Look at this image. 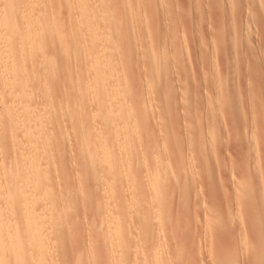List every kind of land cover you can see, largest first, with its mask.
<instances>
[{
  "label": "rangeland",
  "instance_id": "obj_1",
  "mask_svg": "<svg viewBox=\"0 0 264 264\" xmlns=\"http://www.w3.org/2000/svg\"><path fill=\"white\" fill-rule=\"evenodd\" d=\"M45 1L43 3V0L41 2H37L36 0L37 6H39L38 4H40L42 8V10L39 13H37V11L35 12V9L37 10L39 8L40 10V7H37V8L35 7V1L32 2V5H31V7L32 6L34 7V9L32 7L33 10L30 7L28 8L29 3L28 4L26 3L29 11L32 10L34 11V14L35 13L37 15L40 14L38 17L41 20V22H43L44 20V19H41L42 18L41 15L43 14H44L43 15L44 18L46 17L47 20H50V22H48L49 24L44 22L49 25L48 26L49 28L45 27L44 26L45 24H43L42 28H44V30H46L47 28L50 30L51 27H53L56 23L57 24L55 25V28L58 27L60 23L62 24L64 21L67 20L68 21L67 29L69 28L70 30V27L75 23L77 18L75 14L73 15L74 10L71 11L70 8H67L68 1H66V3H65V0H60V1L55 0L56 2L54 0H45ZM90 1H91L90 2L91 9L94 6L98 10V12L101 13L100 15H102V12H103V15H106L105 17H108V15L110 14L109 15L110 18H108L107 21L111 24L108 27L109 28L111 27L110 29V32L112 34L111 37L114 39H111L110 37H108L110 36L109 31L107 33L108 36L107 35L106 36L112 41H114L112 42L111 40L107 38L110 43H113L112 44L113 47L116 45L115 48L117 49L113 48L110 43H109V47L111 46L110 48L114 49L116 52L114 50L113 52L110 48L109 49L111 51L109 52L108 47L107 48L105 46L104 47L108 49L107 52L111 53L112 59L116 57L114 59L115 61L114 60L112 61L111 58L109 57L110 58L109 61H112L110 62L111 65H113L112 63L117 62V64L115 63L114 65L118 67L116 66L115 67L112 66V67L117 69V72H118L117 77L119 81H121L120 83L123 84L122 80L127 78L128 80L125 79L127 80V83H125L126 82L125 81L123 85L127 84L126 87L127 86L130 87V88L129 87L124 88L125 86L123 87L120 84L121 88L123 87V89L125 90V91L122 90V93L124 92L123 96L126 94L125 96L127 97L126 98L125 96L124 97L122 96V99L126 98L125 100H122L123 102H125V104L123 103L125 107L122 108V110L119 109L111 113V116H114V115H118V113L121 112L120 114L121 116L119 115L118 116L123 117L122 119L125 118L124 122L127 120L126 122H128V125L126 127L129 126L128 130H130L128 131L127 129H125L127 131L122 132L123 135L127 134V137H130L128 138L130 141L129 142L130 145L128 144L126 145L129 147L128 148L129 151L123 152L122 150L123 148L120 149V151L122 150V153L119 152V154L121 153V158H120V155H118V158L120 159L116 158L118 160L116 162H119L120 163L119 165H125V166L129 165V167L131 164L132 167H130V169L132 168L131 169L132 172L131 173L129 172L130 173L129 175L125 174L124 176H126V178L122 177L118 182H119V185L121 184L120 186L124 187L126 185L125 187H127V185L133 184V182L131 181L135 180L136 182L137 179L139 180L140 174H143V176H141L140 182H138L139 187L136 189L137 192L134 191L132 192V194H130L131 192L128 193L130 200H128V196H127L128 194L125 191L122 193L124 197L118 196L117 198L119 201L121 200V203L118 202V200L117 202L116 201L114 202L115 205L112 203V201L109 202L111 197L108 199V196H110L109 194L110 192L107 190H109L108 187L109 188L111 187L110 184L108 185V183H111V182L104 180V181H107L106 182L107 184L104 190L103 188L104 186L102 185L103 183L101 182V177H102V181L104 177L101 175L99 177V175L97 176L95 173L92 172L94 171L93 163H95L96 160L91 161L92 159H89V158H90V153L92 152L93 149L97 148L96 147L97 145L99 144L101 145V143L104 141H106L107 144H111L113 141H115L114 142V145H115L117 140L111 139L109 140L110 141L109 143L108 139L106 138L107 137L106 135H104L106 136L105 138L103 136L101 137L98 136V134L101 135L100 134L101 128L97 124L99 123V121L101 122L102 120H104V118L106 119V117H108L107 116L108 114L102 113L99 110H98L99 112L95 110V106H93L94 105L93 99H91L92 97L90 96V93L87 94L86 92V94L90 96L89 102L82 99V97L81 99L79 97L82 94L81 91H84L83 89L84 87H81L79 85L80 84L82 85V83H84L83 85H85L87 83L86 86H88V89L90 90L92 89V85H91L92 83H90V81L94 80L92 75H91L92 77H89L91 71L88 69L87 67L88 65L86 64V61L85 62L83 61V62L87 66L82 62V59H83L82 54H81L82 52H80V49H79L81 45L80 47H77L80 43L81 44L84 43L85 37H82V41L80 39L81 42L79 41L78 45L74 43L76 46L74 48H73V43L70 42L72 43V45L70 44L71 46L70 45L69 46L72 47V50L74 49V51H77L76 52L77 57L75 59L76 55L73 54L69 62H64L62 58L63 57L62 54L63 53L65 54V51L63 52V50L61 49L63 47L61 45L62 43L57 39L55 33H54V36H52L53 33H49V32H52V29L51 31L46 30L45 31L46 34L43 33L42 35L41 31L44 32V30H42L40 27L38 30H40V36L42 40H40V38L39 40H40V44L42 42V45L44 48L43 47L41 48L44 50L41 51L40 54L38 53L39 57L37 53H36L37 55L36 57L35 55L33 56L36 59L34 60L29 59L31 61L27 60L28 62L24 63V65H27L26 66L27 69H30L29 72L26 70L25 71L26 73L28 72V74L29 73L33 74V72L35 71L34 74H37L36 76L28 75V78L29 76L30 78L32 77L31 79H29L30 81L24 78L25 79L24 82L28 81L31 88H34L35 86H37L35 87L36 90L31 89V88L26 90L27 94L31 93L32 95L33 94L35 95L33 96L30 95L29 97V94H28V100L25 99L24 101L23 100L24 98L21 100H18V98H22L19 96V91H18V94H17L18 96L16 95L18 98L17 99L13 98V95L14 97H16L15 96L16 93L15 91L12 92L11 90L9 94L10 88L8 87L9 85L7 86L8 80H3L2 75H1L2 69L0 68L1 69L0 70V75H1L0 76V82H1L0 83L1 85L0 86V95H1L0 98L2 97L3 99V100L0 99L1 100L0 101V153H1L0 154V162H1L0 163V194L2 195V196L0 195V201L1 200L3 201L6 195L4 194V192H6L5 189L7 187V182H5L7 179V177H5L6 176L5 170H7L8 168L7 165H10L8 163H10V160H12L13 157H15L16 155V157L13 159L14 162L12 163L17 164L15 163V161L19 160L20 158L19 153L25 154L24 157L26 156V153H28L26 152V150H23V148L26 147L25 144L27 141V136H24V134L21 132L19 128H18V131H14V129L12 128L14 131L13 133L15 132L18 133V134L16 133L17 140H15L16 138H14V136L16 135L13 134L12 132L11 133L14 136L12 135L8 136L9 134L7 133H9V129L11 130V127L9 125L7 127V124L2 122L5 119L4 118L5 112L3 113V110L5 108L4 106H7V105L9 106V104L10 105L12 104L14 105L15 108H17L20 103L22 104L23 101L24 102L31 101L30 103L36 106L35 108L39 110L40 115L41 113H43L41 115V121H44L45 124H44V127L43 125L42 127L47 133L45 134V132L42 130L44 132L43 134L45 135L43 138L44 140L48 138L47 139L48 144L47 143L43 144V146L40 148L41 150L42 148L43 150L48 149L47 150L48 153L47 155H45L47 157L46 158L47 160L46 161L44 160L45 161L43 163L44 165L43 164L40 165L42 168L38 166V169L36 172L38 173V171L45 169L44 172L47 175V178H46L47 181L44 180L45 181L44 184L43 183L41 184L43 186L41 187L40 185L41 188L40 187L38 188L43 190V192L41 193L43 194L42 199L47 200L46 197H49L47 201H49L50 207L51 208L53 207L55 211H58V213L54 212L52 209H49L50 211H47V212L52 211L53 213L57 214V217L53 216L55 217L54 220L55 219L56 220L54 222L52 221V223H54L55 225L52 226L51 231L47 232L46 234L47 238H48L47 235L49 234L51 238L49 237L48 238L49 241H47L48 239L45 237L47 239L45 241L46 244H49L51 241L50 243L51 245H48V247L46 246L47 249L49 248L48 249L49 251L47 250L48 255L45 253L44 256H41L43 258H40V256L38 257L36 256V259H38V262L35 258L33 259V257H31L33 255H29V257L32 258L30 259V261H29V258L25 256L23 257L24 259L22 258L21 260L22 264H32V262H34V264L35 263L42 264L43 262L45 264H49V263L50 264H128V263L143 264V262L144 264H148V263L151 264L152 262H154L155 259L154 260L151 259L150 257L151 255H149L150 251H151V254L155 253L157 255V252H153L154 250L151 248L153 247L151 241H154L155 239L156 241L154 244H156V242L160 243V244L157 243L158 245L157 247L159 250H157V248L156 250L157 251L163 250L161 251V253L159 252L158 253L159 255L157 256L158 259L156 261L159 262V258H160L162 262V263L159 262V264H227L228 262H229L228 264H264V250H263L264 244H262L264 243L262 242L264 241V237L262 236V234H264V231H263L264 230L263 228L264 227V222H263L264 221V189H263L264 188V173H263L264 163H262V161L264 162V156L262 157V154L264 155V151H263L264 141L262 144H260L262 142L261 140L264 139L263 137L264 130L262 131L263 134L261 133V130L264 129V94L262 95L260 94V93H264V59H263L264 58V9H263L264 0H254L256 1L255 3L252 0H234L233 2H231L232 0H221V1L215 0L216 2L214 0H211V2L210 0L209 1L208 0H187V1L186 0H174V1L173 0H165V1L164 0H128V1L127 0H104V1L98 0L97 2L98 5L96 4L97 0L96 1L94 0L95 2L93 3H92L93 0H90ZM105 1L106 3H104ZM213 1H214V4L216 5L213 4ZM249 1H250V5H247L249 4ZM229 2L232 6L230 4H227ZM222 4L223 5L226 4L225 7ZM234 4H235V7H234ZM239 4H241V6L243 4L242 6L243 8L239 7L240 6ZM65 5L67 7H65ZM212 5H213V8H215L216 10L212 8ZM209 6H210V10H209ZM216 6L218 8H216ZM25 7L26 5L24 4V8ZM66 8H67V11H66ZM115 8H118V10ZM211 8L213 10H211ZM220 8L222 9L220 10ZM249 8H252L254 10L251 11L252 9L249 10ZM68 9L71 11V13H68V15L67 14L65 15V13L69 12ZM165 9L166 11H168L167 13ZM244 9H246V11ZM247 10L250 12L248 13ZM217 11H220L219 12L220 14L217 13L219 16L215 13ZM41 12L43 14H41ZM156 12H158V14H155ZM190 12H194V13H190ZM52 13H54L55 18L53 17ZM199 13H200V16L198 15ZM201 13H203L204 15ZM205 13H210V14L206 15ZM232 13L234 16L232 15ZM70 14L75 16L76 19L74 17L72 18L71 16V20L70 19L68 20V18H70L69 16ZM96 15L100 16L98 14ZM96 15L95 17H91L92 20L98 19L96 20L97 22L100 20H103L102 18L103 16L97 18ZM130 15H131V18H130ZM220 15L222 16V18L220 17ZM66 16H69V17H66ZM123 16H125V18ZM51 17H53V19H56L57 17V19L52 22L53 19H51ZM228 17L231 19H229ZM57 20L59 23L57 22ZM72 20H75V21H73L74 23H72L70 26L69 22L70 21L72 22ZM122 21H123V24H122ZM168 22H170V24ZM183 22H184V25H183ZM234 22H237L238 24ZM104 23H105V26H107L106 25L107 22L105 20H104ZM172 24L174 25V27ZM50 25L52 26L50 27ZM73 26L76 27V23ZM112 26L113 27L115 26V27L113 28ZM160 26H162L161 31H159ZM60 27L64 28V26H60ZM171 27L173 28L174 31L171 30ZM109 28L107 30H109ZM190 29L192 32L190 31ZM36 30L37 28H35V31ZM182 31L185 33H182ZM218 31H221V33ZM36 32L37 34L39 33V31H36ZM219 33L223 34V36L225 35L224 38ZM226 34H227V37H226ZM44 35L46 36L44 37ZM56 39L58 40L59 43L57 42ZM117 39H119L118 42H117ZM8 40L9 38L7 39V41ZM10 40L12 41V39ZM44 43L46 44L44 45ZM85 43L84 44L87 47L86 48L84 46L85 49L90 48L92 45V43L89 44V41H85ZM65 44L67 45L69 43L65 42ZM1 45H3V43ZM88 45L90 46L88 47ZM219 45L220 47H218ZM55 46L57 47V49L59 48V46H61L59 49L60 51L57 50ZM178 46L180 48H178ZM82 47H81V50H82ZM187 49L189 50V52ZM223 53L225 55H223ZM52 54L54 55L56 54L55 55L56 61H52L53 63L51 64L50 62L54 58V55ZM78 56H80V58ZM58 59L60 61H58ZM73 59H75V61ZM46 61H48V63H50L51 66H46L45 64ZM54 63L56 65L54 66L55 68L52 67ZM29 64L32 66H30ZM44 65H45L44 71H47L49 75L47 74V72L43 73ZM23 67L25 68V66ZM33 67H36V68L34 69ZM49 67L51 69L53 68V71H51L53 76H51V73L49 71L51 69L47 70V68ZM82 67L83 68L87 67L85 69H88V70H85V69L83 70ZM40 68L42 69L43 74H41ZM225 70L229 71V73L225 72ZM156 72L158 73V75ZM217 72H218V77L216 75ZM38 73H40L41 75ZM122 73H124L125 76ZM24 74L23 76L27 77V74L26 75ZM54 76L57 81L53 79ZM219 76L220 77L222 76L221 77L222 80ZM224 76H227V77L224 78ZM34 77L35 79H33ZM82 77L84 79H82ZM119 77L121 78V80ZM157 77H160V79ZM5 79H8V77ZM82 80H84V82ZM250 80L252 82H255V84L254 83L253 85L252 83L250 84L251 82ZM32 81L35 82L36 84L33 83ZM76 84L80 87V89L74 86ZM218 84H220V86ZM248 84L250 85V87H247L249 86ZM26 86H28L27 83H26ZM44 86H45V89H44ZM81 88L83 90H81ZM37 89L39 92H37ZM75 89H77L79 92H77V90ZM88 89L86 91H89ZM249 89L253 92L251 93ZM74 91L77 92L78 97H76V92ZM47 92H49V94H47ZM11 93L13 95L10 98ZM52 93H54L55 95L54 94L51 95ZM247 93L250 95H248ZM8 94L10 95L9 97L7 96ZM56 94H58V96ZM84 94H85V91H84ZM45 95H47V97L49 98L48 100ZM44 96L46 99L44 98ZM13 99H15V101H13ZM260 99L261 100L263 99L262 100L263 103L260 102ZM126 101H128L129 103L128 102L126 103ZM252 104L255 106H253ZM256 104H258V106H256ZM38 106H41V107L38 108ZM48 107H49V110L46 109ZM92 108H93V111L91 110ZM130 111L134 113H130ZM97 112H98V115H97ZM2 114H4L3 117H2ZM46 114H48V116ZM99 114L101 117L99 116ZM130 114L133 115V116L131 115L132 119L130 118L131 117ZM92 115L94 116L92 117ZM111 116L109 115L108 118L111 119ZM128 116L131 121L130 120L128 121L129 119ZM129 122H132L131 125ZM133 124L135 128L133 127ZM202 124L204 125V127ZM93 127H95L96 129L100 128V132L99 130H95ZM50 129H51V133H50ZM94 130L96 133L93 132ZM252 132H253V135H252ZM49 133L51 136L48 135ZM90 133H92L93 136L96 135L94 136L95 138L91 140L92 142L89 141L92 135V134L90 135ZM132 133L135 135V137ZM137 134L138 136H136ZM120 136L122 139L121 134ZM245 136L246 137L248 136L247 140L248 139L250 140V141L248 140V143L246 142L247 140ZM9 137L10 138L13 137L12 140L14 139L15 141L12 142V140L9 139ZM136 137H139V138H136ZM19 139H22L23 141ZM96 139L97 140L99 139V140L97 141ZM203 140H205V143L203 142ZM133 141H135V143ZM10 142L12 143L9 145L8 143ZM95 142L96 143L99 142V143L96 144ZM147 142H148V145H147ZM249 142L250 143L252 142V143L250 144ZM256 142L258 145L256 144ZM13 143L15 144L14 147H13ZM11 145L13 149L11 148ZM261 145H263V147ZM149 146L153 150H151ZM7 147L10 149H8ZM17 152L19 153L17 154ZM139 152H142V153H139ZM99 153H96V155H99L97 157L101 158V155ZM258 153H260L261 155ZM134 154L136 155L138 154L137 156L135 155L138 159V162L135 161L136 157L134 156ZM49 156L51 158H49ZM99 158L97 159L99 160ZM144 158L145 160H142ZM6 159L8 163L6 162ZM125 161L127 164L125 163ZM161 161L162 162L164 161V163H162ZM5 162L7 163V165ZM158 162H160L161 164ZM140 163L144 165H141ZM171 163L173 164V166H171ZM101 164H103V162H101ZM255 164H257L258 166ZM139 165L141 166V168H137V167H140ZM160 165L162 166L164 165V167L162 168L161 166L160 168ZM195 165L197 169L194 168ZM153 166L156 168H158L159 166L161 170L163 169L162 171L163 173L161 174L160 172V174L161 175L165 174L166 177L164 176V178H166L165 180L166 183L167 184L169 183V185L171 184L169 186L165 184V182H163L162 186L164 187V185H166L167 188L166 186L165 188L167 190L164 188L163 189L166 190L167 192L166 191L164 192L163 190L164 192L163 195L164 194L165 195L163 197L164 200L162 201V203H160V201H157V203L155 202L156 199L154 197L155 196L154 190L151 187L152 181L150 178L152 177H149V176H153L152 175L153 170L150 172L148 171L153 169ZM4 167H5V170L3 169ZM46 167H48V169H46ZM146 167L147 168L149 167L148 168L149 170ZM245 167H247L249 170L246 169ZM164 168H166L165 169L167 170L166 172ZM206 168H208L209 170L208 169L205 170ZM136 169H138L139 171H136ZM142 169L145 171H143ZM199 169H202V170L199 171ZM1 170H4V171H1ZM46 170L48 173L46 172ZM174 170H176V172H174ZM194 171L196 173V176H195ZM206 171H208L210 174H208ZM258 172H260L261 174ZM230 174H233V175H230ZM199 175L201 176V178H199ZM207 175H209L208 179L206 178ZM146 176L149 178H147ZM128 177H129V181H128ZM97 178L98 179L100 178V179L98 180ZM123 179L125 181H122ZM148 179L151 182V184H147L149 183ZM143 181L144 182L146 181V182L144 183ZM123 182H126L124 183L125 185H123ZM140 183L142 184V186H140L141 185ZM146 184L149 187L147 186L145 188ZM3 185H6V186H3ZM249 185L252 187L254 186L252 193H249L251 192L249 189L252 188V187L249 188ZM2 188H4V190ZM140 188H144V189L138 190ZM111 189L112 187L110 188V191ZM147 189L149 191L146 192ZM36 191L37 193H39L38 192L39 189H37ZM104 192H107V193L109 192V193L107 195V193H104ZM253 193L255 196L253 195ZM230 194L232 197L230 196ZM102 195L106 198L103 199L104 197ZM130 195H132V199ZM144 195L145 197H143ZM40 196L42 197V195ZM237 196H240V197H237ZM122 197L124 199L125 197H127V199L124 200ZM252 197H254L253 201H252ZM143 198L145 201L142 200ZM106 199L108 201H106ZM139 200H141L142 202ZM124 201L128 202L131 206L128 203H125ZM252 202H254L255 204L253 203L254 204L253 205ZM122 203L126 205L128 204V208L129 207L132 208L133 205L134 206L132 209L136 207L134 209V212L136 210L135 215H133L134 212L130 208V212L132 213L131 217H129V220L127 219L125 223H123V226L125 227V228L123 227V231L126 230L127 223L129 222L128 225L130 224L129 225L130 227L127 226L129 228H127V230L125 231L126 235L128 236L125 238L126 241L124 240V244H127L126 246L127 248H128V245L130 246L132 245L131 247L133 248L134 246L135 248V250L134 248L133 250L132 248L131 249L129 248V252H128V249H126V256H129L130 254L131 255L128 258L126 257L127 259L124 262H122V258H120L119 247H116V243H115L118 240L117 239L118 237H116L117 235H115L114 232L112 233L111 231L112 229H109L112 226L111 221L115 220L116 217L117 218L119 217V215L117 216V213L118 214L120 213L119 210L122 212L123 208L120 209L121 208L120 206L123 207ZM135 203H138L139 205ZM144 203H145L144 207L147 208L146 214L147 213L149 214V215L147 214L148 219L146 218L145 221L148 220L149 223L151 222L150 226L148 223V226H147L149 227L148 229L147 227H145L147 222L145 223V221H142L144 220L143 219L144 214L142 217H140V215H142V213L145 212L144 207L142 206V204ZM106 204L107 205L109 204V205L107 206ZM247 205L249 206V208ZM13 206H11L15 211L13 215L16 216L17 211L15 210V206L14 207ZM255 206L256 208H254ZM40 207L38 209L39 212L40 210L43 209V208L40 209ZM56 207L58 209H56ZM149 208H150V211H148ZM116 209L118 210L116 211ZM252 209L254 210V212ZM9 210L10 209H8V211ZM142 210L143 212L141 213ZM8 211L7 212L5 211L6 213H8L7 214L8 216L14 212L13 210H12L13 212L10 211V213ZM43 211L46 212V210H43ZM226 211L229 213H227ZM230 211L232 212V214ZM139 212L140 214H138ZM251 212H253L254 218L251 217L252 216ZM107 215H108V218L106 217ZM137 215H139L138 218H136ZM48 216L49 215H47L46 217L48 218ZM228 218L229 219L232 218L230 219L231 221ZM14 220H13V224L15 225L16 223L18 224L17 227H21L22 224L19 225V222L16 221L19 219H16L15 220L16 222H14ZM130 220H131V223H130ZM134 220L137 222L135 223ZM156 221L160 222L161 224L163 223V225L160 226L161 224L159 223L160 224L159 225ZM254 221H256V223ZM143 222L145 224L144 227H142ZM52 223H50L49 225H52ZM108 223L111 225H109ZM49 225L46 231L50 230L51 226ZM107 225H109V227ZM104 226H106L108 231H106L107 229ZM157 226H159L158 228L159 230H157L156 228ZM144 228L146 230H144ZM251 228H253L254 230L255 229L258 230V231L255 230L256 235L258 234L259 236L257 239L256 238L254 239V237H257V236L256 235L254 236L255 234L253 233L254 230H252ZM129 230H130V233H129ZM52 231L54 232L52 233ZM103 232H105V238H104ZM251 232L253 233V235H251L252 234ZM150 233L152 236L149 237ZM54 234L55 236H53ZM106 235L109 239H111L110 238V235H111L112 239L111 240L107 239ZM234 235L236 236L234 237ZM114 236L116 237L115 240L113 238ZM146 236L148 237L147 239H145ZM245 236H247V238ZM151 237L153 240L150 239ZM131 240H134L133 243ZM127 241H129L130 243L128 242L129 243L128 244ZM117 242H120V241L118 240ZM252 242L253 243L255 242V244H257L256 246L258 247V249L260 247L262 249L258 250V249H255L254 247V249L252 250L251 247L254 246V245L252 246ZM55 244L56 246H54ZM117 245L119 246V243ZM148 245L150 246V248ZM142 248L143 250L141 251ZM147 248H149V251ZM255 250L259 252V255H257V257L256 256L253 257ZM261 250H262V253H261ZM252 251H253V254H252ZM117 252H118V255H117ZM138 254L141 256H139ZM113 255L116 257V258L114 257V260L111 259L113 258ZM248 255L249 257H247ZM139 258L142 260H139ZM41 259L43 261H41ZM39 261L41 263H39ZM149 261H152V262H149ZM16 263H18L17 260L13 258H10L7 260V264H16Z\"/></svg>",
  "mask_w": 264,
  "mask_h": 264
},
{
  "label": "bare ground",
  "instance_id": "obj_2",
  "mask_svg": "<svg viewBox=\"0 0 264 264\" xmlns=\"http://www.w3.org/2000/svg\"><path fill=\"white\" fill-rule=\"evenodd\" d=\"M35 1V7L37 8V7H40V10H39V8L36 10L35 9V12L37 11V13H39L41 10H42V8H41V6H40V4H38L39 6H37V4H36V0H0V43L2 44L3 43V45H1L0 44V68L2 69V71H1V75H2V78H3V80H8L7 81V86L10 88V90H9V88H8V90H9V94H10V92H11V90H12V92L13 91H15V96L18 94V91H19V96L20 97H22V98H18L17 96L16 97H14V95L11 93V96L8 94L7 96L9 97L10 96V98L12 97V95H13V98H15V99H17L18 98V100H21V99H23L24 101H25V99L26 100H28V94H29V97H30V95H32L31 93H26V90L27 89H30L31 87H30V85H29V83H28V81H30L29 79H31L30 78V76H29V78H28V75H32V76H36L37 74H34L35 73V71L33 72V74H28V72H29V70L30 69H27V65H24V63H26V62H28L27 60H29V59H31V60H34V59H36L35 57L38 55V57H39V54L41 53V51H43L44 49H42L41 47H43V45H42V42H41V44H40V40H42L41 39V36H40V30H38L40 27H41V29L42 30H44V28H42L43 27V24H45L44 26L45 27H48L49 25V23L48 22H50V20H47V18L45 17H43V13L41 12V14H43V15H41L42 16V18L41 19H44L43 20V22H41V20L39 19V15L40 14H34V11H32L33 9H34V7H33V9H32V7H31V5H32V2H34ZM42 0H37V2H41ZM44 1L45 0H43V3H44ZM55 1V0H54ZM53 1V2H54ZM57 1V0H56ZM55 1V2H56ZM60 1V0H59ZM66 1H68V4H67V6L65 5V7H67V8H70V10L71 11H73V15L75 14V16H76V18H75V16H73L72 14H70L69 16H70V18H68V20L70 19L71 20V16H72V18L74 17L75 19H76V21L75 20H72V22L70 21L69 22V25L71 26V24L72 23H74L73 21H75V23H76V27H77V29H76V27L75 26H73V25H75V23L70 27V30H69V28L67 29V23H68V21L66 22V21H64L62 24L60 23V25L58 26V27H56L55 28V25L57 24H55L53 27H51L52 25H50V27H51V29H52V32H49V33H53V35L52 36H54V33H55V35H56V37H57V39L62 43L61 45L63 46L61 49L63 50V52L65 51V54L63 53V52H61V53H63L62 54V58H63V61L64 62H69V60L71 59V57H72V55L73 54H77L76 52L77 51H74V49L72 50V47H70L71 45H72V43H73V48L74 47H76L75 46V44H77L78 45V43H79V41H80V39H81V41H82V37H85L83 40H84V43H85V41H89V44L90 43H92V45H91V47L90 48H88V49H85V47H86V45L84 44V43H80L77 47H80V45H81V47L83 46H85L84 48L82 47V50H81V47L79 48L80 49V52H82L81 54H82V62L84 61H86V64L88 65H86L84 62V64L88 67V69L91 71H89L90 72V75H89V77H92L93 76V79L94 80H91L90 81V83H92L91 85H92V89H88V86H86V84L85 85H83L84 83H82V85L80 84H78L79 86H81V87H84L83 89H84V91H85V94H84V91H81V90H83L82 88H81V93L83 94H81L79 97H80V99H81V97H82V99H84L85 101H87V102H89L90 100H89V98H90V96L92 97L91 99H93V106H95V110H99V111H101L102 113H105V114H108L107 116L109 117V115L111 116V113H113V112H115V111H117V110H122V108H124L125 106H124V104H125V102H123L122 100H125V99H122V96H123V94H124V92L122 93V90L123 91H125L124 89H123V87L124 88H127V87H129V86H127L126 87V85L127 84H125V85H123L124 84V82L125 83H127V78H125V79H127V80H122L123 82V84H121L120 82L121 81H119V79H118V72H117V69H115L114 67L116 66V65H114L115 63L117 64V62H114V63H112L113 65H111V63L110 62H112L115 58H113L112 59V55H111V53H109L111 50L113 51L114 49H112V48H110L111 46L113 47V43H110L109 42V40H111V39H114V38H112L111 37V32H110V29H111V27L109 28L108 26L109 25H111L107 20H108V18H110L109 17V15H108V17H105L106 15H103V12H102V15H100L101 13L100 12H98V10L93 6L92 7V9H91V7H90V0L88 1V0H65V3H66ZM96 1V0H95ZM94 0L92 1V3L93 2H95ZM104 1V0H103ZM128 1V0H127ZM165 1V0H164ZM174 1V0H173ZM187 1V0H186ZM209 1V0H208ZM215 1V0H214ZM214 1H213V4H214ZM221 1V0H220ZM234 0H232L231 2H233ZM254 3L256 2V1H254V0H252ZM46 2V1H45ZM48 2V1H47ZM52 2V1H51ZM97 2H98V0L96 1V4H97ZM100 2V1H99ZM162 2V1H161ZM172 2V1H171ZM176 2V1H175ZM210 2H211V0H210ZM216 2V1H215ZM228 2V1H227ZM240 2V1H239ZM261 2H263V1H261ZM260 2V3H261ZM28 4V8L30 7L32 10H30L31 11V13H30V11H29V9L27 8V4ZM64 3V4H65ZM104 3H106V1L104 2ZM115 3V2H114ZM129 3V2H128ZM190 3H191V1H190ZM198 3V2H197ZM196 3V4H197ZM218 3H220V2H218ZM252 3V2H251ZM258 3V2H257ZM264 3V2H263ZM23 4V5H22ZM24 4L26 5V7L24 8ZM42 4V3H41ZM50 4V3H49ZM53 4V3H52ZM63 4V5H64ZM101 4V3H100ZM206 4V3H205ZM208 4V3H207ZM210 4H212V3H210ZM227 4H230V2L229 3H227ZM246 4V3H245ZM30 5V6H29ZM43 5V4H42ZM44 5H46V4H44ZM48 5V4H47ZM54 5V4H53ZM73 5H74V7H73ZM98 5V4H97ZM102 5V4H101ZM101 5H100V7H101ZM115 5V4H114ZM129 5V4H128ZM156 5V4H155ZM199 5H200V3H199ZM214 5H216V4H214ZM223 5V4H222ZM226 5V4H225ZM225 5H223L224 7H225ZM231 5V4H230ZM240 5V6H239ZM238 6L239 7H242L243 6V4H242V6H241V4H239ZM247 5H250V1H249V4H247ZM254 5V4H253ZM252 5V6H253ZM103 6V5H102ZM133 6V5H132ZM193 6V5H192ZM232 6V5H231ZM245 6V5H244ZM260 6V5H259ZM45 7V6H44ZM52 7V6H51ZM107 7V6H106ZM109 7V6H108ZM199 7V6H198ZM197 7V8H198ZM218 7H219V5H218ZM217 6H216V8H218ZM224 7H222V8H224ZM234 7H235V4H234ZM247 7V6H246ZM249 7V6H248ZM251 7V6H250ZM24 8V9H23ZM48 8V7H47ZM67 8H66V11H67ZM175 8V7H174ZM190 8V7H189ZM212 8H213V5H212ZM211 8V10H213V9H215V8H213L212 9ZM222 8H220V10L222 9ZM227 8H228V6H227ZM232 8V7H231ZM243 8V7H242ZM245 8V7H244ZM28 9V10H27ZM54 9V8H53ZM101 9H102V7H101ZM111 9V8H110ZM115 9H117L118 10V8H115ZM159 9V8H158ZM167 9H169V8H167ZM200 9H201V7H200ZM230 9V8H229ZM237 9V8H236ZM250 9H252V8H249V10ZM261 9V8H260ZM263 9H264V7H263ZM39 10V11H38ZM44 10V9H43ZM69 9H68V11L69 12H67V13H65V15L67 14L68 15V13H71V11H70ZM94 10H96V11H94ZM106 10V9H105ZM151 10V9H150ZM193 10V9H192ZM197 10H199V9H197ZM204 10H205V8H204ZM209 10H210V6H209ZM216 10V9H215ZM219 10V9H218ZM227 10V9H226ZM241 10H243V9H241ZM245 11H246V9H244ZM254 9H252L251 11H253ZM29 11V12H28ZM51 11V10H50ZM153 11H154V9H153ZM165 11H166V9H165ZM165 11H164V13H165ZM248 11V10H247ZM28 12V13H27ZM45 12V11H44ZM95 12V13H94ZM111 12V11H110ZM120 12V11H119ZM122 12V11H121ZM147 12V11H146ZM168 11H166V13H167ZM202 12V11H201ZM206 12V11H205ZM220 11H217V12H215L216 14L218 13V14H220L219 13ZM232 12V11H231ZM243 12V11H242ZM250 11H248V13H249ZM261 12V11H260ZM48 13H50V12H48ZM55 13V12H54ZM54 13H52V15H53V17L55 18V15H54ZM56 13H58V12H56ZM106 13H107V11H106ZM162 13V12H161ZM190 13H194V12H190ZM211 13V12H210ZM210 13H205L206 15L207 14H210ZM213 13V12H212ZM214 13V14H215ZM236 13H237V11H236ZM252 13V12H251ZM96 14H98V15H100V16H97ZM124 14V13H123ZM128 14V13H127ZM155 14H158V12H156ZM201 14H203V13H201ZM217 14V15H218ZM262 14V13H261ZM51 15V16H52ZM95 15L97 16V18L98 17H101V16H103L102 18H103V20H100V21H96V20H98V19H95V18H93V19H95V20H92V18L91 17H95ZM125 15V14H124ZM194 15V14H193ZM192 15V16H193ZM199 16H200V13L198 14ZM204 15V14H203ZM223 15V14H222ZM232 15H233V13H232ZM242 15V14H241ZM46 16V15H45ZM49 16V15H48ZM56 16H58V15H56ZM69 16H66V17H69ZM113 16V15H112ZM158 16V15H157ZM202 16V15H201ZM219 16V15H218ZM234 16V15H233ZM232 16V17H233ZM237 16H239V15H237ZM243 16V15H242ZM245 16V15H244ZM246 16H247V14H246ZM245 16V17H246ZM253 16H255V15H253ZM38 17V18H37ZM53 17H51V19H53ZM105 17V18H104ZM122 17V16H121ZM124 18H125V16H123ZM165 17V16H164ZM189 17H191V16H189ZM220 17L222 18V16L220 15ZM236 17V16H235ZM244 17V18H245ZM102 18H100V19H102ZM107 18V19H106ZM115 18V17H114ZM130 18H131V15H130ZM225 18V17H224ZM229 18V17H228ZM240 18V17H239ZM239 18H237V19H239ZM48 19H50V18H48ZM56 19H57V17H56ZM56 19H53L52 20V22L54 21V20H56ZM65 19H67V18H65ZM111 19H112V17H111ZM157 19V18H156ZM168 19V18H167ZM229 19H231V18H229ZM237 19H236V21H237ZM104 20L107 22L106 23V25L107 26H105V23H104ZM114 20V19H113ZM135 20V19H134ZM158 20V19H157ZM165 20V19H164ZM190 20V19H189ZM233 20H234V18H233ZM232 20V21H233ZM61 21V20H60ZM102 21H103V23H102ZM110 21V20H109ZM123 21H125V20H123ZM123 21H122V24H123ZM170 21V20H169ZM177 21V20H176ZM179 21V20H178ZM221 21H222V19H221ZM245 21V20H244ZM44 22H46V23H48V24H46V23H44ZM51 22V23H52ZM57 22H58V20H57ZM166 22V21H165ZM175 22V21H174ZM229 22V21H228ZM241 22V21H240ZM59 23V22H58ZM65 23H66V25H65ZM109 23V24H108ZM169 24H170V22H168ZM189 23V22H188ZM222 23V22H221ZM234 23H237V22H234ZM233 23V24H234ZM113 24V23H112ZM115 24V23H114ZM162 24V23H161ZM174 24V23H173ZM172 24V25H173ZM176 24V23H175ZM238 24V23H237ZM236 24V25H237ZM69 25H68V27H69ZM163 25V24H162ZM171 25V26H172ZM177 25V24H176ZM183 25H184V22H183ZM194 25V24H193ZM222 25V24H221ZM235 25V26H236ZM242 25V24H241ZM241 25H239V26H241ZM60 26H64V28H62V27H60ZM78 26H80V27H78ZM170 26V25H169ZM226 26V25H225ZM113 27V26H112ZM115 27V26H114ZM113 27V28H114ZM161 27L162 26H160V28H159V31H161ZM165 27V26H164ZM164 27H163V29H164ZM168 27V26H167ZM173 27H174V25H173ZM241 27H243V26H241ZM35 28H37V30L36 31H39V33L37 34V32L35 31ZM49 28V27H48ZM46 29L47 31H51V29L49 30V29ZM109 28V30H107ZM122 28H124V27H122ZM158 28H156V29H158ZM166 28V27H165ZM194 28V27H193ZM71 29H73V30H71ZM75 29V30H74ZM169 29V28H168ZM182 29V28H181ZM192 29V28H191ZM191 29H190V31H191ZM46 30H44V32H42L41 31V34L43 35V33L44 34H46ZM171 30H173V28L171 27ZM186 30V29H185ZM222 30V29H221ZM227 30H229V29H227ZM231 30V29H230ZM235 30V29H234ZM233 30V31H234ZM108 31H109V34H110V36H108L107 35V33H108ZM112 31V30H111ZM163 31H165V30H163ZM167 31V30H166ZM174 31V30H173ZM236 31V30H235ZM168 32V31H167ZM192 32V31H191ZM218 32H220L221 33V31H218ZM217 32V33H218ZM48 33V32H47ZM48 33V34H49ZM182 33H185V32H183L182 31ZM219 33V34H220ZM47 34V35H48ZM116 34H117V32H116ZM168 34V33H167ZM171 34V33H170ZM110 37L111 39H109L108 37ZM162 35V34H161ZM165 35V34H164ZM220 35H222L223 36V34H220ZM46 35H44V37H45ZM51 36V37H52ZM117 36V35H116ZM221 36V37H222ZM225 36V35H224ZM224 36H223V38H224ZM13 37V38H12ZM43 37V36H42ZM43 37V38H44ZM48 37H50V36H48ZM47 37V38H48ZM56 37H54V38H56ZM226 37H227V34H226ZM225 37V38H226ZM229 37V36H228ZM9 38V40L10 39H12V41L10 40H8L7 41V39ZM39 38H40V40H39ZM109 40H108V39ZM220 38V37H219ZM56 39V40H57ZM120 39V38H119ZM119 39H117V42H118V40ZM222 39V38H221ZM58 40H57V42H58ZM6 41H7V43H6ZM44 41V40H43ZM52 41H54V40H52ZM75 41V42H74ZM80 41V42H81ZM112 41V40H111ZM116 41V40H115ZM228 41V40H227ZM56 42V41H55ZM65 42H67V43H69V44H65ZM70 42H72V43H70ZM77 42V43H76ZM107 42V43H106ZM112 42H114V41H112ZM220 42H221V40H220ZM53 43V42H52ZM59 43V42H58ZM75 43V44H74ZM109 43L111 44V46L109 47ZM186 43V42H185ZM219 43V42H218ZM223 43V42H222ZM226 43V42H225ZM233 43V42H232ZM46 43H44V45H45ZM71 44V45H70ZM115 44V43H114ZM117 44V43H116ZM42 45V46H41ZM60 45V44H59ZM70 45V46H69ZM188 45V44H187ZM222 45V44H221ZM58 46V45H57ZM90 45H88V47H89ZM107 48L108 47V49H106L105 47ZM116 46V45H115ZM115 46L113 47V48H115ZM184 46V45H183ZM217 46V45H216ZM256 46V45H255ZM46 47V46H45ZM53 47H54V45H53ZM56 47V46H55ZM60 47L61 46H59V48L57 49V47H56V49L57 50H59L60 49ZM119 47V46H118ZM188 47V46H187ZM218 47H220V45L218 46ZM228 47V46H227ZM44 48V47H43ZM87 48V47H86ZM178 48H180L179 46H178ZM223 48H225V47H223ZM252 48H253V46H252ZM66 49V50H65ZM68 49V50H67ZM115 49H117V48H115ZM189 49V48H188ZM187 49V50H188ZM256 49V48H255ZM46 50V49H45ZM107 50L109 51V52H107ZM185 50V49H184ZM215 50H216V48H215ZM220 50H221V48H220ZM219 50V51H220ZM224 50V49H223ZM223 50H222V52H223ZM251 50V49H250ZM47 51V50H46ZM50 51H52V50H50ZM54 51H56V50H54ZM60 51V50H59ZM67 51V52H66ZM115 51V50H114ZM113 51V52H114ZM213 51V50H212ZM48 52V51H47ZM116 52V51H115ZM188 52H189V50H188ZM214 52V51H213ZM36 53H37V55H36ZM39 53V54H38ZM49 53V52H48ZM52 53V52H51ZM219 53H221V52H219ZM218 53V54H219ZM254 53V52H253ZM256 53V52H255ZM258 53V52H257ZM260 53V52H259ZM45 54H46V52H45ZM185 54H187V53H185ZM215 54V53H214ZM252 54V53H251ZM35 55V57H33ZM43 55H44V53H43ZM52 55H54V54H52ZM56 55V54H55ZM55 55H54V58H53V56H52V58L54 59H52L51 60V64L53 63L52 61H56L55 59ZM80 55V54H79ZM216 55V54H215ZM214 55V56H215ZM223 55H225L224 53H223ZM256 55V54H255ZM115 56V55H114ZM175 56H176V54H175ZM185 56V55H184ZM260 56V55H259ZM258 56V57H259ZM42 57V56H41ZM50 57V56H49ZM76 57H77V55L75 56V59H76ZM79 58H80V56H78ZM111 58V60L112 61H109L110 60V58ZM217 57V56H216ZM221 57V56H220ZM257 57V56H256ZM48 58V57H47ZM47 58H46V60H47ZM260 58V57H259ZM43 59V58H42ZM49 59V58H48ZM60 59V58H59ZM58 59V61H60ZM75 59H73L74 61H75ZM254 59V58H253ZM258 59V58H257ZM264 59V58H263ZM31 60H29V61H31ZM39 60H40V58H39ZM118 60H119V58H118ZM117 60V61H118ZM187 60H188V58H187ZM260 60V59H259ZM36 61V60H35ZM48 61H50V60H48ZM48 61H46V66H51V64L50 63H48ZM115 61V60H114ZM40 62V61H39ZM119 62H121V61H119ZM185 62V61H184ZM191 62V61H190ZM62 63V62H61ZM80 63V62H79ZM187 63V62H186ZM213 63V62H212ZM47 64H49V65H47ZM64 64V63H63ZM122 64V63H121ZM221 64V63H220ZM30 65V64H29ZM32 65H33V63H32ZM32 65H30V66H32ZM58 65V64H57ZM65 65V64H64ZM189 65V64H188ZM191 65V64H190ZM252 65V64H251ZM23 66H25V68L23 67ZM54 66H56L55 65V63H54V65L52 66V67H54ZM112 66H114V67H112ZM121 66V65H120ZM253 66V65H252ZM24 69H23V68ZM29 67V66H28ZM87 67H82L83 68V70L85 69V68H87ZM116 67H118V66H116ZM122 67V66H121ZM121 67H120V69H121ZM34 69L36 68V67H33ZM44 68H45V65H44V67H43V73L44 72H47V71H44ZM55 68V67H54ZM57 68V67H56ZM111 68H112V70H111ZM182 68H183V66H182ZM0 69V70H1ZM4 69V70H3ZM41 69V68H40ZM48 69H51L50 67L49 68H47V70ZM88 69H85V70H88ZM123 69V68H122ZM181 69V68H180ZM187 69V68H186ZM189 69V68H188ZM251 69V68H250ZM28 71L27 73L25 72V71ZM46 70V69H45ZM163 70V69H162ZM161 70V71H162ZM218 70V69H217ZM220 70V69H219ZM222 70H224V69H222ZM33 71V70H32ZM37 71V70H36ZM50 71V73H51V76H53L52 75V72L51 71H53V68L51 69V70H49ZM56 71H57V69H56ZM122 71V70H121ZM215 71H216V69H215ZM221 71V70H220ZM248 71H249V69H248ZM251 71V70H250ZM25 74H24V73ZM38 72V71H37ZM40 72H41V74H43L42 73V69L40 70ZM181 72H183V71H181ZM209 72H210V70H209ZM219 72V71H218ZM218 72H217V77H218ZM225 72H227V73H229V71H226L225 70ZM224 72V73H225ZM157 73V72H156ZM164 73H165V71H164ZM213 73V72H212ZM223 73V74H224ZM250 73V72H249ZM23 74L24 75H26L27 74V77H24L23 76ZM38 74H40V73H38ZM40 74V75H41ZM47 74L49 75V73L47 72ZM54 74V73H53ZM87 74H89V73H87ZM120 74V73H119ZM122 74H124V73H122ZM215 74V73H214ZM0 75V76H1ZM47 75V76H48ZM92 75V76H91ZM157 75H158V73H157ZM209 75H210V73H209ZM221 75V74H220ZM225 75V74H224ZM229 75H231V74H229ZM83 76V75H82ZM124 76H125V74H124ZM156 76V75H155ZM164 76H166V75H164ZM228 76V75H227ZM227 76H224V78H226ZM261 76V75H260ZM8 77V79H5V78H7ZM38 77V76H37ZM36 77V78H37ZM45 77V76H44ZM128 77V76H127ZM209 77H211V76H209ZM220 77V76H219ZM222 77V76H221ZM220 77V78H221ZM24 78H26V80L28 79V81L27 82H24L25 81V79ZM46 78H48V77H46ZM87 78V77H86ZM113 78H115V79H113ZM120 78V77H119ZM157 78H159L160 79V77H157ZM216 78V77H215ZM252 78H253V76H252ZM263 78V77H262ZM33 79H35V77L33 78ZM42 79V78H41ZM50 79V78H49ZM53 79H55V81H57L56 80V78H55V76H54V78ZM52 79V80H53ZM82 79H84L83 77H82ZM90 79H92V78H90ZM44 80H45V78H44ZM81 80V79H80ZM120 80H121V78H120ZM211 80V79H210ZM221 80H222V78H221ZM35 81V80H34ZM37 81V80H36ZM42 81V80H41ZM51 81V80H50ZM83 82H84V80H82ZM89 81V80H88ZM92 81H94V82H92ZM156 81V80H155ZM159 81V80H158ZM217 81V80H216ZM219 81V80H218ZM251 81V80H250ZM5 82V81H4ZM33 82V81H32ZM1 83V82H0ZM26 83L28 84V86H29V88H28V86H26ZM33 83H35V82H33ZM90 83H88V84H90ZM128 83H129V81H128ZM249 83V82H248ZM252 83V85H253V83L255 84V82H250V84ZM6 84V83H5ZM36 84V83H35ZM43 84H45V83H43ZM74 85L75 87H78L79 89H80V87L78 86V85ZM123 86L122 88H121V85ZM42 85V84H41ZM57 85V84H56ZM195 85V84H194ZM219 86H220V84H218ZM249 85V84H248ZM1 86V85H0ZM33 86V85H32ZM52 86V85H51ZM27 87V88H26ZM35 87H37V86H35ZM35 87L34 88H31V89H35ZM42 87V86H41ZM47 87V86H46ZM49 87V86H48ZM247 87H250V85L249 86H247ZM2 88H4V87H2ZM74 88V87H73ZM130 88V87H129ZM197 88V87H196ZM253 88V87H252ZM44 89H45V86H44ZM89 90V91H86V90ZM219 89H220V87H219ZM258 89V88H257ZM5 90V89H4ZM36 90V89H35ZM48 90V89H47ZM51 90V89H50ZM57 90V89H56ZM75 90H77V89H75ZM202 90V89H201ZM250 90V89H249ZM248 90V91H249ZM6 91H7V89H6ZM52 91V90H51ZM50 91V92H51ZM58 91V90H57ZM91 91V92H90ZM258 91H260V90H258ZM34 92V91H33ZM37 92H39L38 91V89H37ZM42 92V91H41ZM46 92V91H45ZM74 92H76V91H74ZM77 92H79L78 90H77ZM77 92H76V97H78L77 96ZM86 92H87V94H89L90 93V96H88L87 94H86ZM127 92V91H126ZM250 92L252 93L253 91H251L250 90ZM255 92V91H254ZM256 92H257V90H256ZM8 93V92H7ZM55 93V92H54ZM54 93H52L51 95H53ZM130 93V92H129ZM47 94H49V92H47ZM216 94V93H215ZM248 94V93H247ZM257 94H259V93H257ZM261 95L262 94H264V93H260ZM33 95H35V94H33ZM32 95V96H33ZM55 95V94H54ZM57 96H58V94H56ZM85 95V96H84ZM129 95V94H128ZM248 95H250V94H248ZM252 95V94H251ZM1 96V95H0ZM31 96V97H32ZM46 97H47V95H45ZM45 96H44V98H45ZM49 96V95H48ZM88 96V97H87ZM123 96V97H124ZM130 96V95H129ZM257 96V95H256ZM40 97V96H39ZM43 97V96H42ZM50 97V96H49ZM52 97H54V96H52ZM214 97V96H213ZM217 97H219V96H217ZM259 97H260V95H259ZM249 98V97H248ZM0 99H2V97L0 98ZM7 99V98H6ZM15 99H13V101H15ZM34 99V98H33ZM46 99V98H45ZM49 98L47 97V100H48ZM79 99V100H80ZM3 100V99H2ZM22 100V101H23ZM251 100V99H250ZM263 100V99H262ZM262 100L260 99V102H262ZM1 101V100H0ZM8 101H10V100H8ZM22 102V104H21V106H20V104H19V106L17 107V108H15L14 107V105H10L9 104V106L7 107V106H4L5 108H4V110H3V113L5 114V116H4V114H2V117L4 116V120L2 121V122H4L5 124H7V127H8V125L11 127V130L9 129V133H7V134H9L8 136H10V135H12V133L14 132V131H18V128L21 130V132L24 134V136H27V141H26V149L25 148H23V150H26V152H28V153H26V156L24 157V155L25 154H20L19 152H17V154L19 153V155H20V158H19V160L18 161H15V163H17V164H13L12 162H14V158L16 157V155H15V157H13V161L12 160H10V163H8L7 162V159H6V162L8 163V164H10V165H7V163H6V165L8 166V168H7V170H5V167L3 168L5 171H6V176L5 177H7V179H6V181L5 182H7V187H6V189H5V191L6 192H4V194H6L5 195V198L3 199V201L1 200L0 201V264H7V260L8 259H10V258H13V259H15V260H17V262L18 263H16V264H19L20 262H21V260H22V258L23 257H25V256H27V258H29V261H30V259H32V258H30L29 257V255H33V256H31V257H33V259L35 258L36 259V256L38 257V256H40V258H43V257H41V256H44L45 255V253L47 254L48 253V249L46 248V246L48 247V245H51L50 243H51V241H50V243L49 244H46V240L50 237L51 238V236H50V234L49 235H47L48 236V238L46 237V234H47V232H49V231H51V229H52V226H54L55 224L54 223H52V221L54 222L55 220H54V218L55 217H53V216H56L57 217V214L56 213H58V211H55V209H53V207L51 208L50 207V204H49V201H47L48 200V198L49 197H46L47 198V200L46 199H42L43 198V194H41L42 192H43V190H41L40 188L43 186V185H41L42 183L44 184V182L45 181H47V175H46V173L44 172L45 171V169L44 170H40V171H38V173H36L37 172V169H38V166L40 167V168H42L40 165L41 164H43L47 159V157L45 156V155H47V150H43V148H42V150L40 149L42 146H43V144H46L47 143V139L48 138H46L45 140H44V132H45V134H47L46 133V131L43 129V127H44V121H41V115L43 114V113H41V115H40V112H39V110H37L35 107V105L34 104H32V103H30L31 101H30V99H29V101L30 102H28V101H26V102ZM50 101V100H49ZM53 101V100H52ZM218 101V100H217ZM4 102V101H3ZM42 102V101H41ZM83 102V101H82ZM128 101H126V103H127ZM11 103V102H10ZM14 103V102H13ZM50 103V102H49ZM124 103V104H123ZM129 103V102H128ZM218 103V102H217ZM252 103V102H251ZM259 103V102H258ZM263 103V102H262ZM34 105V106H33ZM85 105H87V104H85ZM84 105V106H85ZM129 105V104H128ZM253 105V104H252ZM17 106V105H16ZM83 106V107H84ZM91 106V105H90ZM130 106V105H129ZM253 106H255V105H253ZM256 106H258V104H256ZM39 107H41V106H38V108ZM52 108V107H51ZM87 108V107H86ZM89 108H91V107H89ZM88 108V109H89ZM94 108V107H93ZM93 108L91 109L92 111H93ZM129 108V107H128ZM251 108V107H250ZM46 109H48L49 110V107L48 108H46ZM80 109V108H79ZM131 110V109H130ZM251 110H253V109H251ZM45 111V110H44ZM98 111V112H99ZM132 111V110H131ZM130 111V113H134V112H131ZM43 112V111H42ZM90 112V111H89ZM98 112H97V115H98ZM118 113V112H117ZM129 113V112H128ZM95 114V113H94ZM121 114V112L120 113H118V115L119 116H121L120 115ZM47 116H48V114H46ZM118 115H114V116H116V117H114V116H111V119H109L108 117H106V119L104 118V120H102L101 122L99 121V123L97 124V125H99L100 126V128H101V135H99L98 134V136H103L104 138L106 137L107 139H108V142L110 143V141L109 140H111V139H115V140H117V142H116V144L114 145V142L115 141H111L112 143L111 144H107L106 143V141H104V142H102L101 143V145H100V147H99V145H97L96 147L97 148H95V147H93V148H95V149H93L92 150V152L90 153V158L89 159H92L91 161H95V163H93L94 164V171H92L93 173H95L97 176L99 175V177H100V175L101 176H103L104 178H103V181H102V177H101V182L103 183L102 185L104 186L103 188H104V190H105V186H106V182L108 181V182H111V183H108V185L110 184V186L112 187V189H111V191H110V188L108 187V189L109 190H107V191H109L108 193L110 194V196H108V199L110 198V200H109V202L110 201H112V203L114 204V202L116 201L117 202V198H118V196H123L124 197V195H122V193L123 192H127V194L128 193H130V194H132V192H134V191H136L137 192V188L139 187L138 186V182H140V179H141V176H143V174H140V179L138 180L137 179V181L135 182V180H133V181H131V182H133V184L132 185H127V187H125L126 185L124 184V183H126V182H123V185H125L124 187L123 186H120L119 185V180L122 178V177H125L126 178V176H124L125 174L126 175H129L132 171H131V169H130V167H132L131 166V164H130V167H129V165H127V166H125V165H119L120 163L119 162H116V161H118L116 158H118V155H120V158H121V153H122V150H123V152L124 151H129V147L128 146H126L127 144L128 145H130V141H129V139L128 138H130V137H127V134L126 135H123V133L122 132H126L127 130H128V127H126L127 125H128V122H124V119H122L123 117H119ZM129 115V114H128ZM132 114H130V116H131ZM57 116H58V114H57ZM94 115H92V117H93ZM96 116V115H95ZM99 116H100V114H99ZM118 116V117H117ZM133 116V115H132ZM132 116L130 117L131 119H132ZM135 116V115H134ZM45 117V116H44ZM91 117V118H92ZM101 117V116H100ZM47 118V117H46ZM45 118V119H46ZM50 118H51V116H50ZM127 118V117H126ZM128 118H129V116H128ZM127 118V119H128ZM130 118L128 119V121L130 120ZM48 119V118H47ZM2 120V119H1ZM43 120V119H42ZM92 120V119H91ZM94 120V119H93ZM98 120V119H97ZM131 121V120H130ZM46 122H47V120H46ZM48 122H49V120H48ZM55 122V121H54ZM95 122H97V121H95ZM3 123V124H4ZM92 123V122H91ZM90 123V124H91ZM130 123V125H131V123L132 122H129ZM203 123V122H202ZM95 124V125H96ZM136 124V123H135ZM42 125H43V127H42ZM51 125V124H50ZM203 125V124H202ZM49 126V125H48ZM91 126H93V125H91ZM96 127V126H95ZM95 127H93L95 130H99V132H100V128L99 129H96ZM126 127V128H125ZM131 127V126H130ZM133 127L135 128V126H134V124H133ZM203 127H204V125H203ZM14 129V131H13V129ZM46 128V127H45ZM98 128V127H97ZM15 129H17V130H15ZM49 129V128H48ZM125 129H127V130H125ZM210 129V128H209ZM252 129V128H251ZM44 132H43V131ZM95 130L93 131V132H95ZM264 129H262L261 130V133H262V131H263ZM90 131V130H89ZM92 131V130H91ZM128 131H130V130H128ZM134 131V130H133ZM12 132V133H11ZM203 132H205V131H203ZM11 133V134H10ZM16 133L17 132H15V133H13V134H15L16 135ZM50 133H51V129H50ZM50 133L48 134V135H50ZM96 133V132H95ZM137 133V132H136ZM18 134V133H17ZM92 133H90V135H91ZM120 134L122 135V139H121V136H120ZM133 134V133H132ZM204 134V133H203ZM240 134V133H239ZM250 134H251V132H250ZM249 134V135H250ZM263 134V133H262ZM261 134V135H262ZM104 135H106V136H104ZM134 135V134H133ZM252 135H253V132H252ZM261 135H260V137H261ZM12 136H14V135H12ZM19 136V135H18ZM23 136V137H24ZM51 136V135H50ZM94 136H96V135H94ZM93 136V134L91 135V138L89 139V141H91L92 139H94L95 137ZM130 136V135H129ZM136 136H138V134L136 135ZM240 136V135H239ZM134 137H135V135H134ZM246 137V136H245ZM248 137V136H247ZM247 137H246V140H247ZM264 137V136H263ZM12 138L13 137H9V139H11L12 140ZM14 138H16L15 140H17V135L16 136H14ZM19 138V137H18ZM133 138V137H132ZM136 138H139V137H136ZM259 138V137H258ZM121 139V140H120ZM151 139V138H150ZM236 139H238V138H236ZM14 139L12 140V142H14L15 141ZM19 140H22V139H19ZM97 140V139H96ZM99 140V139H98ZM97 140V141H98ZM104 140H106V139H104ZM131 140V139H130ZM140 140V139H139ZM249 140V139H248ZM248 140L246 141L247 143H248ZM252 140V139H251ZM254 140V139H253ZM261 140V139H260ZM23 141V140H22ZM103 141V140H102ZM136 141V140H135ZM135 141H133L134 143H135ZM239 141V140H238ZM250 141V140H249ZM262 142L260 143V144H262L263 143V141H264V139H262L261 140ZM8 142V141H7ZM12 142H10V143H8L9 145L12 143ZM92 142V141H91ZM132 142V141H131ZM137 142V141H136ZM203 142L205 143V140H203ZM260 142V141H259ZM20 143V142H19ZM19 143H17V144H19ZM96 143V142H95ZM99 143V142H98ZM98 143H96V144H98ZM104 143V144H103ZM150 143H152V142H150ZM250 143V142H249ZM252 143V142H251ZM250 143V144H251ZM255 143V142H254ZM15 144H16V142H15ZM15 144L13 143V147L15 146ZM48 144V143H47ZM92 144H94V143H92ZM104 146H103V145ZM133 144V143H132ZM202 144V143H201ZM256 144H257V142H256ZM7 145V144H6ZM147 145H148V142H147ZM155 145V144H154ZM248 145V144H247ZM258 145V144H257ZM21 146V145H20ZM48 146V145H47ZM52 146V145H51ZM95 146V145H94ZM255 146V145H254ZM260 146V145H259ZM262 147H263V145H261ZM4 147V146H3ZM10 147V146H9ZM128 149H126V148ZM136 147V146H135ZM150 147V146H149ZM155 147V146H154ZM248 147V146H247ZM8 148V147H7ZM11 148H12V145H11ZM48 148V147H47ZM99 148V149H98ZM123 148V149H122ZM259 148V147H258ZM8 149H10V148H8ZM13 149V148H12ZM53 149V148H52ZM91 149V148H90ZM120 149H122L121 151H120ZM125 149V150H124ZM139 149V148H138ZM141 149V148H140ZM150 149H151V147H150ZM150 149H148V150H150ZM156 149H158V148H156ZM251 149V148H250ZM257 149V148H256ZM263 149V148H262ZM21 150V149H20ZM50 150H51V148H50ZM97 150H99V151H97ZM131 150V149H130ZM151 150H153V149H151ZM11 151V150H10ZM40 151V152H39ZM91 151V150H90ZM264 151V150H263ZM262 151V152H263ZM21 152V151H20ZM24 152V151H23ZM100 152V153H99ZM119 152H121L120 154H119ZM96 153H99L100 155H101V158H99V157H97V156H99V155H96ZM128 153V152H127ZM138 153V152H137ZM139 153H142V152H139ZM1 154V153H0ZM28 154V155H27ZM130 154H132V153H130ZM154 154V153H153ZM157 154V153H156ZM258 154H260V153H258ZM257 154V155H258ZM49 155H50V153H49ZM123 155H125V154H123ZM136 154H134V156H135ZM138 155V154H137ZM136 155V156H137ZM261 155V154H260ZM13 156V155H12ZM130 156V155H129ZM135 156V157H136ZM144 156V155H143ZM151 156V155H150ZM255 156V155H254ZM264 155L262 154V157H263ZM7 157V156H6ZM18 157V156H17ZM142 157V156H141ZM140 157V158H141ZM156 157H157V155H156ZM161 157V156H160ZM252 157V156H251ZM257 157V156H256ZM45 158V159H44ZM49 158H51L50 156H49ZM97 158H99V160L97 159ZM103 158V159H102ZM120 158H118V159H120ZM125 158V157H124ZM147 158V157H146ZM150 158V157H149ZM152 158V157H151ZM154 158V157H153ZM163 158V157H162ZM250 158V157H249ZM123 159V158H122ZM133 159V158H132ZM136 159H137V157H136ZM135 159V161L136 162H138V159L136 160ZM157 159H158V157H157ZM156 159V160H157ZM262 159V158H261ZM260 159V160H261ZM16 160V159H15ZM45 160V161H44ZM102 160V161H101ZM141 160V159H140ZM142 160H145V158L144 159H142ZM141 160V161H142ZM263 160V159H262ZM1 161H3V160H1ZM49 161V160H48ZM47 161V162H48ZM99 161V162H98ZM124 161V160H123ZM257 161V160H256ZM97 162V163H96ZM101 162H103V164H101ZM121 162V161H120ZM145 162H147V161H145ZM144 162V163H145ZM162 162V161H161ZM258 162H259V160H258ZM1 163V162H0ZM92 163V162H91ZM122 163V162H121ZM125 163H126V161H125ZM129 163H131V162H129ZM128 163V164H129ZM153 163V162H152ZM155 163V162H154ZM158 163H160V162H158ZM162 163H164V161L162 162ZM253 163V162H252ZM262 163H264L263 161H262ZM13 164V165H12ZM95 164H97V165H95ZM100 164V165H99ZM127 164V163H126ZM136 164V163H135ZM141 164V163H140ZM151 164V163H150ZM161 164V163H160ZM182 164V163H181ZM247 164V163H246ZM246 164H245V166H246ZM44 165V164H43ZM47 165V164H46ZM141 165H144V164H141ZM156 165H157V163H156ZM248 165V164H247ZM255 165H257V164H255ZM48 166V165H47ZM93 166V165H92ZM97 166V167H96ZM101 166V167H100ZM137 166V165H136ZM140 166V165H139ZM146 166V165H145ZM152 166V165H151ZM161 166L162 165H160V168H161ZM169 166H170V164H169ZM171 166H173V164L171 163ZM254 166V165H253ZM258 166V165H257ZM262 166V165H261ZM95 167H96V169H95ZM143 167V166H142ZM149 167H150V165H149ZM148 167V168H149ZM164 167V165L162 166V168ZM181 167V166H180ZM198 167V166H197ZM252 167V166H251ZM263 167V166H262ZM137 168H141V166L140 167H137ZM147 168V167H146ZM147 168V169H148ZM154 168H155V170H154ZM158 168H159V166H158ZM158 168H156V167H154L153 166V169H151V170H149L148 172H150V171H152L153 170V173H152V175L153 176H149V177H152V178H150L151 179V181H152V184H151V182L149 181V179H148V181H149V183H147V184H151V187L153 188V190H154V194H155V202L157 203V201H160V203H162V201L164 200L163 199V197H164V195H163V193L167 190L166 188H167V186L166 185H164V187L162 186L163 185V182H165V184H167L166 183V178H164V176H165V174H163V175H161L163 172V169L161 170L160 168L158 169ZM171 168V167H170ZM194 168H196V165L194 166ZM200 168V167H199ZM246 169H248L247 167H245ZM260 168V167H259ZM258 168V169H259ZM36 169V170H35ZM46 169H48V167H46ZM125 169H126V171H125ZM130 169V170H129ZM166 168H164V170H165ZM175 169V168H174ZM197 169V168H196ZM204 169V168H203ZM208 168H206L205 170H207ZM211 169V168H210ZM4 170H1V171H4ZM143 170V169H142ZM160 170V171H159ZM177 170V169H176ZM176 170H174V172H176ZM180 170V169H179ZM193 170H195V169H193ZM200 170H202V169H199V171ZM209 170V169H208ZM249 170V169H248ZM43 171V172H42ZM136 171H139L138 169H136ZM143 171H145V170H143ZM167 170H165V172H166ZM170 171V170H169ZM173 171V170H172ZM191 171V170H190ZM198 171V172H199ZM46 172H47V170H46ZM124 172H126V173H124ZM130 172V173H129ZM160 172H161V174H160ZM164 172V173H165ZM181 172V171H180ZM202 172V171H201ZM208 174H210L208 171H206ZM214 172H216V171H214ZM3 173V172H2ZM40 173H42V174H40ZM48 173V172H47ZM128 173V174H127ZM137 173V172H136ZM143 173V172H142ZM147 173V172H146ZM194 173H195V171H194ZM204 173V172H203ZM203 173H201V174H203ZM218 173V172H217ZM234 173V172H233ZM258 173H260V172H258ZM264 173V172H263ZM94 174V175H95ZM174 174H176V173H174ZM178 174V173H177ZM261 174V173H260ZM95 175V176H96ZM132 175V174H131ZM166 175H167V173H166ZM205 175H206V173H205ZM219 175V174H218ZM230 175H233V174H230ZM263 175V174H262ZM162 176V177H161ZM179 176H180V174H179ZM195 176H196V173H195ZM204 176V175H203ZM208 176L209 175H207V179H208ZM261 176V175H260ZM131 177V176H130ZM133 177V176H132ZM135 177V176H134ZM147 177V176H146ZM146 177H144V178H146ZM149 177H147V178H149ZM166 177V176H165ZM218 177V176H217ZM50 178V177H49ZM106 178V179H105ZM124 178V179H125ZM137 178H139V177H137ZM197 178V177H196ZM199 178H201V176L199 175ZM238 178V177H237ZM98 179V178H97ZM100 179V178H99ZM98 179V180H99ZM122 180V181H125V180ZM136 179V178H135ZM232 179V178H231ZM259 179V178H258ZM263 179V178H262ZM261 179V180H262ZM45 180V181H44ZM49 180V179H48ZM104 180H107V181H104ZM127 180V179H126ZM131 180V179H130ZM144 180V179H143ZM146 180V179H145ZM167 180H168V178H167ZM128 181H129V177H128ZM147 181V182H148ZM196 181V180H195ZM200 181V180H199ZM202 181V180H201ZM1 182H2V180H1ZM4 182V183H5ZM144 182V181H143ZM146 182V181H145ZM144 182V183H145ZM170 182V181H169ZM171 183V182H170ZM201 183V182H200ZM232 183V182H231ZM105 184V185H104ZM131 184V183H130ZM141 184V183H140ZM146 184V186H145V188L148 186ZM213 184V183H212ZM40 185H41V187H40ZM47 185V184H46ZM102 185H101V187H102ZM115 185V186H114ZM153 185V186H152ZM167 185H169V183L167 184ZM171 185V184H170ZM169 185V186H170ZM3 186H6V185H3ZM45 186V185H44ZM48 186V185H47ZM140 186H142V184L140 185ZM160 186V187H159ZM165 186H166V188H165ZM219 186H221V185H219ZM257 186V185H256ZM258 186H259V184H258ZM38 187H40V188H38ZM118 187V188H117ZM149 187V186H148ZM250 187H252V186H250L249 185V188ZM254 187V186H253ZM253 187L252 188H250L249 190L251 191V192H249V193H252V190H253ZM262 187V186H261ZM5 188V187H4ZM4 188H2L3 190H4ZM102 188V189H103ZM107 188V187H106ZM166 189V190H164V189ZM37 189H39V193H37ZM43 189H44V187H43ZM101 189V190H102ZM117 189V190H116ZM141 189H144V188H140V189H138V190H141ZM149 189V188H148ZM146 190V192L147 191H149V190ZM151 189V188H150ZM171 189V188H170ZM170 189H168V190H170ZM222 189V188H221ZM248 189V188H247ZM264 189V188H263ZM163 190H164V192H163ZM248 190V191H249ZM262 190V189H261ZM227 191V190H226ZM233 191H235V190H233ZM247 191V192H248ZM46 192V191H45ZM48 192H49V190H48ZM143 192V191H142ZM144 192H145V190H144ZM167 192V191H166ZM259 192H261V191H259ZM104 193H107V192H104ZM108 193H107V195H108ZM140 193H141V191H140ZM221 193V192H220ZM234 193V192H233ZM3 194V195H4ZM103 194V193H102ZM247 194V193H246ZM256 194V193H255ZM261 194H263V193H261ZM1 195V194H0ZM40 195H42V197L40 196ZM133 195H135V194H133ZM142 195H143V193H142ZM147 195H149V194H147ZM252 195V194H251ZM253 195H254V193H253ZM252 195V196H253ZM2 196V195H1ZM48 196V195H47ZM103 196V195H102ZM128 196V200H130V197H129V194L127 195ZM131 196V199H132V195H130ZM141 196V195H140ZM152 196H153V194H152ZM227 196V195H226ZM225 196V197H226ZM229 196V195H228ZM230 196H231V194H230ZM241 196V195H240ZM240 196H237V197H240ZM250 196V195H249ZM255 196V195H254ZM44 197H45V195H44ZM51 197V196H50ZM104 197V196H103ZM102 197V198H103ZM122 197V198H123ZM143 197H145V195L143 196ZM232 197V196H231ZM106 197H104L103 199H105ZM139 198V197H138ZM152 198V197H151ZM224 198V197H223ZM222 198V199H223ZM244 198V197H243ZM253 198L254 197H252V201H253ZM40 199V200H39ZM112 199V200H111ZM121 199V198H120ZM124 199V198H123ZM125 199H127V197H125ZM124 199V200H125ZM140 199V198H139ZM154 199V198H153ZM225 199V198H224ZM230 199V198H229ZM249 199V198H248ZM127 200V201H128ZM137 200V199H136ZM142 200H144V198L142 199ZM238 200V199H237ZM40 202L41 203V201H42V205L40 204V203H38V202ZM47 201V202H46ZM52 201V200H51ZM55 201V200H54ZM54 201H53V203H54ZM106 201H108L107 199H106ZM123 201V200H122ZM139 201H141V200H139ZM145 201V200H144ZM154 201V200H153ZM153 201H151V202H153ZM231 201V200H230ZM239 201V200H238ZM246 201V200H245ZM244 201V202H245ZM248 201V200H247ZM249 201H251V200H249ZM257 201V200H256ZM2 202V203H1ZM46 202V203H45ZM101 202V201H100ZM118 202H120L121 203V200L119 201L118 200ZM125 203H128V202H126V201H124ZM134 202H135V200H134ZM142 202V201H141ZM147 202V201H146ZM38 203V204H37ZM43 203H45V204H43ZM49 205H48V204ZM105 203V202H104ZM108 203V202H107ZM155 203V204H156ZM164 203V202H163ZM240 203V202H239ZM246 203V202H245ZM249 203V202H248ZM254 202H252V204H253ZM117 204V203H116ZM129 204V203H128ZM128 204L126 205V204H123L122 203V205H123V207L122 206H120L119 208L120 209H122V212L119 210V214L117 213V216L119 215V217L117 218L116 217V219L115 220H113V221H111V224H112V226H111V228H109V229H112L111 231H112V233L114 232L115 233V235H117L116 237H118L117 239L120 241V242H115L116 243V247H119V255H120V258H122V262H124L128 257H130V255L129 256H126V249H128V252H129V248L131 249L132 247V245L130 246V245H128V248L126 247L127 246V244H124V240L126 241V237L128 236V235H126V230H127V228H129L130 226V224L128 225V223H127V226H129V227H127L126 226V230L125 231H123V223H125V221L128 219L129 220V217H131V212H130V208L131 207H129L128 208ZM135 204H137V205H139L138 203H135ZM229 204H231V203H229ZM255 204V203H254ZM253 204V205H254ZM15 206V210L17 211V215L15 216V215H13L14 213H15V211H14V209L11 207V206ZM40 205H41V207H40ZM43 205H45V206H43ZM100 205V204H99ZM107 205V204H106ZM109 205V204H108ZM107 205V206H108ZM115 205V204H114ZM114 205H112V206H114ZM126 207H125V206ZM130 205V204H129ZM132 205H133V203H132ZM136 205V206H137ZM144 205H145V203L144 204H142V206L144 207ZM147 205H148V203H147ZM154 205V204H153ZM258 205V204H257ZM261 205V204H260ZM10 206V207H9ZM13 206V207H14ZM40 207V209H42V210H40V212L38 211V209H39V207ZM52 206V205H51ZM104 206H105V204H104ZM106 206V207H107ZM118 206V205H117ZM131 206V205H130ZM134 206V205H133ZM133 206H132V208H133ZM141 206V205H140ZM141 206V207H142ZM152 206V205H151ZM150 206V207H151ZM227 206V205H226ZM248 206V205H247ZM9 207V208H8ZM46 209H45V208ZM139 207V206H138ZM153 207V206H152ZM232 207H234V206H232ZM11 208H12V210L14 211H12L11 210ZM101 208V207H100ZM109 208V207H108ZM115 208H117V207H115ZM131 208V209H132ZM136 208V207H135ZM134 208V209H135ZM161 208V207H160ZM160 208H159V210H160ZM236 208V207H235ZM248 208H249V206H248ZM251 208V207H250ZM254 208H256V206L254 207ZM8 209H10L9 211H8ZM49 209H52L54 212H56V213H53L52 211V213L51 212H47V211H50ZM56 209H58L57 207H56ZM103 209H104V207H103ZM110 209V208H109ZM134 209H132L133 210V212H134ZM229 209H231V208H229ZM43 210H46V212L45 211H43ZM102 210V209H101ZM100 210V211H101ZM111 210V209H110ZM110 210H109V212H110ZM118 209H116V211H117ZM131 210V211H132ZM138 210V209H137ZM141 210V209H140ZM139 210V211H140ZM144 210H145V212L144 213H142L143 212V210L141 211V213H142V215H140V217H142L143 216V214H144V217H143V219L144 220H142V221H145V219L147 218L148 219V216H147V214H146V212H147V208H145L144 207ZM226 210V209H225ZM228 210V209H227ZM253 210V209H252ZM8 211L9 213H10V211L11 212H13V213H11V215H7L8 213H6V212ZM60 211H61V209H60ZM103 211H105V210H103ZM102 211V212H103ZM113 211V210H112ZM115 211V212H116ZM148 211H150V208H149V210ZM256 211V210H255ZM261 211V210H260ZM41 212H43V213H41ZM135 212H136V210H135ZM135 212H134V214L133 215H135ZM227 212V211H226ZM231 212V211H230ZM253 212H254V210H253ZM253 212H251L252 214V216L251 217H253L254 218V216H253ZM259 212V211H258ZM5 213H6V215H5ZM46 213H47V215H49L48 216V218L46 217L47 215H46ZM104 213V212H103ZM106 213H107V211H106ZM225 213V212H224ZM227 213H229V212H227ZM261 213V212H260ZM52 214V215H51ZM105 214V213H104ZM138 214H140V212L138 213ZM231 214H232V212H231ZM13 215V216H12ZM46 215V216H45ZM100 215V214H99ZM110 215H111V213H110ZM146 215V216H145ZM149 215V214H148ZM229 215V214H228ZM255 215V214H254ZM256 215H257V213H256ZM151 216V215H150ZM231 216V215H230ZM260 216V215H259ZM107 218H108V215L106 216ZM105 217V218H106ZM111 217V216H110ZM139 217V215H137V217L136 218H138ZM153 217V216H152ZM250 217V216H249ZM255 217H257V216H255ZM16 220V219H19V220H16V221H18L19 222V225H21V227H17V225L18 224H16L15 223V225L13 224V220ZM103 219V218H102ZM114 219V218H113ZM132 219H133V217H132ZM142 219V218H141ZM152 219V218H151ZM229 219V218H228ZM230 219H232V218H230ZM229 219V220H230ZM259 219V218H258ZM14 220V222H16ZM105 220V219H104ZM107 220V219H106ZM138 220V219H137ZM140 220V219H139ZM161 220V219H160ZM255 220V219H254ZM122 221H124V222H122ZM141 221V220H140ZM231 221V220H230ZM253 221V220H252ZM106 222V221H105ZM104 222V223H105ZM134 222L136 223L137 221H135L134 220ZM139 222V221H138ZM147 222V224H146V226L145 227H147L148 226V220H146L145 221V223ZM154 222V221H153ZM157 222V221H156ZM255 223H256V221H254ZM253 222V223H254ZM264 222V221H263ZM50 223H52V225H49ZM103 223V222H102ZM130 223H131V220H130ZM133 223V222H132ZM140 223V222H139ZM151 223V222H150ZM150 223H149V226H150ZM158 224L160 223V222H157ZM109 224V223H108ZM111 224H109V225H111ZM161 224V223H160ZM159 224V225H160ZM48 225L49 226H51V228H50V230H48V231H46L47 230V227H48ZM104 225V224H103ZM109 225H107L108 227H109ZM133 225V224H132ZM144 222H143V226H142V224H141V226L142 227H144ZM152 225H153V223H152ZM163 225V223L160 225V226H162ZM136 226H137V224H136ZM260 226V225H259ZM24 229H23V228ZM103 227V226H102ZM105 228H106V226H104ZM138 227H140V226H138ZM254 227V226H253ZM258 227V226H257ZM256 227V228H257ZM125 228V227H124ZM132 228V227H131ZM149 227H147V229H148ZM157 228V230H159L158 228H159V226H157L156 227ZM264 228V227H263ZM54 229V228H53ZM107 229V228H106ZM137 229V228H136ZM252 230H254L253 228H251ZM259 229V228H258ZM22 230V231H21ZM134 230V229H133ZM144 230H146L145 228H144ZM255 230H257V229H255ZM255 230H254V232L253 233H255ZM262 230V229H261ZM106 231H108V229L106 230ZM110 231V232H111ZM138 231V230H137ZM136 231V232H137ZM258 231V230H257ZM264 231V230H263ZM54 231H52V233H53ZM135 232V233H136ZM151 232V231H150ZM158 232V231H157ZM104 233V238H105V232H103ZM129 233H130V230H129ZM133 233V232H132ZM134 233V234H135ZM152 233V232H151ZM151 233H150V235H149V237L150 236H152L151 235ZM155 233V232H154ZM239 233V232H238ZM237 233V234H238ZM252 233V232H251ZM253 233L251 234V235H253ZM258 233V232H257ZM262 233V232H261ZM261 233H260V235H261ZM240 234V233H239ZM132 235V234H131ZM250 235V234H249ZM256 235V233L254 234V236ZM53 236H55V234L53 235ZM109 236V235H108ZM135 236V235H134ZM236 235H234V237H235ZM257 237H254V239L256 238H258L259 236H258V234L256 235ZM262 236L264 237V234H262ZM47 239H46V238ZM106 237H107V235H106ZM115 236L113 237L114 238V240H115V238H116ZM246 238H247V236H245ZM261 237V236H260ZM53 238V237H52ZM110 238L112 239V237H111V235H110ZM148 237L146 236V238L145 239H147ZM154 238V237H153ZM237 238V237H236ZM252 238V237H251ZM55 239V238H54ZM107 239H109L108 237H107ZM111 239H109V240H111ZM150 239H152V237L150 238ZM235 239V238H234ZM241 239V238H240ZM263 239V238H262ZM153 240V239H152ZM237 240V239H236ZM239 240V239H238ZM242 240V239H241ZM251 240V239H250ZM260 240V239H259ZM47 241H49V239L47 240ZM132 241V243H133V241L134 240H131ZM151 241V240H150ZM155 241H156V239L154 240V241H151L152 242V245H153V247H151L153 250V252H157V255L155 254V253H152L151 254V251H150V254L149 255H151L150 257H151V259L152 260H154V262H152V261H149V262H152L153 264L155 263V264H159V262L160 263H162L161 262V260H160V258H159V262L158 261H156L158 258H157V256L159 255L158 253L160 252L161 253V251H163V250H161V251H157V250H159L158 249V245H157V243L158 242H156V244H154L155 243ZM161 241V240H160ZM252 241H253V239H252ZM258 241V240H257ZM257 241H255V242H257ZM114 242V241H113ZM129 241H127V243H128ZM238 242V241H237ZM243 242V241H242ZM255 242L253 243L252 242V246L253 247H251L252 248V250L254 249V247H255V249H258V247L256 246L257 244H255ZM262 242H264V241H262ZM56 243V242H55ZM109 243H111V242H109ZM119 243V246L117 245ZM130 243V242H129ZM128 243V244H129ZM131 243V244H132ZM54 244V243H53ZM158 244H160V243H158ZM246 244H247V242H246ZM251 244V243H250ZM262 244H264V243H262ZM110 245V244H109ZM54 246H56V244L54 245ZM115 246V245H114ZM114 246H113V248H114ZM130 246V247H129ZM149 246V245H148ZM147 246V247H148ZM159 246H161V245H159ZM249 246V245H248ZM259 246H260V244H259ZM51 247V246H50ZM112 247V246H111ZM257 247V248H256ZM53 248V247H52ZM133 248H134V246H133ZM133 248H132V250H133ZM149 248H150V246H149ZM149 248H147L148 249V251H149ZM156 248H157V250H156ZM248 248V247H247ZM51 249V248H50ZM112 249V248H111ZM118 249V248H117ZM259 249H262L261 247L259 248ZM258 249V250H259ZM48 250V251H47ZM134 250H135V248H134ZM137 250V249H136ZM143 250V248L141 249V251ZM251 250V249H250ZM264 250V249H263ZM117 251V250H116ZM135 252V251H134ZM251 252V251H250ZM51 253V252H50ZM49 253V254H50ZM53 253V252H52ZM116 253V252H115ZM114 253V254H115ZM138 253V252H137ZM248 253V252H247ZM261 253H262V250H261ZM133 254V253H132ZM252 254H253V251H252ZM48 255V254H47ZM51 255V254H50ZM117 255H118V252H117ZM127 255H128V253H127ZM139 255V254H138ZM137 255V256H138ZM254 256L253 257H257V255H259V252L257 251V250H255L254 251V254H253ZM35 256V257H34ZM139 256H141V255H139ZM252 256V255H251ZM114 255H113V258H111L112 260H114ZM127 257V258H126ZM135 257V256H134ZM162 257V256H161ZM247 257H249V255L247 256ZM260 257V256H259ZM262 257H263V255H262ZM39 258V259H40ZM116 258V257H115ZM124 258V259H123ZM147 258V257H146ZM24 259V258H23ZM46 259V258H45ZM117 259H119V258H117ZM150 259V258H149ZM37 260V262H38V259H36ZM139 260H142V259H140L139 258ZM146 260V259H145ZM148 260V259H147ZM41 261H43L42 259H41ZM127 261H129V260H127ZM126 261V262H127ZM131 261H132V259H131ZM134 261H135V259H134ZM156 261V262H155ZM228 261H229V259H228ZM15 262V261H14ZM141 262V261H140ZM147 262V261H146ZM39 263H41L40 261H39ZM111 263H112V261H111ZM148 263V262H147ZM151 263V264H152ZM166 263V262H165ZM229 263V262H228ZM227 263V264H228ZM259 263V262H258ZM20 264H22V262L20 263ZM32 264H34V262H32ZM36 264V263H35ZM38 264V263H37ZM42 264H45L44 262L42 263ZM50 264V263H49ZM128 264H131V263H128ZM143 264H144V262H143ZM149 264V263H148Z\"/></svg>",
  "mask_w": 264,
  "mask_h": 264
}]
</instances>
